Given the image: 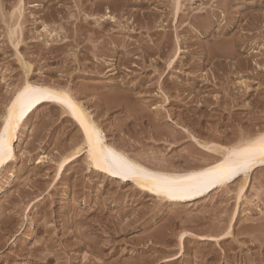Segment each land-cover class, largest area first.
Here are the masks:
<instances>
[{"label":"rangeland","instance_id":"rangeland-1","mask_svg":"<svg viewBox=\"0 0 264 264\" xmlns=\"http://www.w3.org/2000/svg\"><path fill=\"white\" fill-rule=\"evenodd\" d=\"M263 67L264 0H0V125L27 78L62 86L149 165L204 164L213 135L264 128ZM69 118L39 108L0 171V264H264V170L240 199L238 181L170 206L93 174L85 155L59 172L80 135ZM156 127L183 139L148 140Z\"/></svg>","mask_w":264,"mask_h":264},{"label":"bare ground","instance_id":"bare-ground-1","mask_svg":"<svg viewBox=\"0 0 264 264\" xmlns=\"http://www.w3.org/2000/svg\"><path fill=\"white\" fill-rule=\"evenodd\" d=\"M77 5H79V4H77ZM212 5H214V4H212ZM78 8H79V6H78ZM193 9H195V8H193ZM93 18L95 19V17H93ZM106 20H109L110 22L111 21H113V22L117 21L112 16L106 17ZM252 21H254V20H252ZM96 22L100 24V22H98V20H96ZM90 23H92V22H90ZM86 26H88V25H86ZM96 26L98 27L99 25H96ZM94 27H95V24H94ZM117 27H118V25H117ZM122 28H120V29H122ZM260 28H261V26H260ZM99 29H101V28H99ZM103 32H104V30H103ZM12 35L16 36L15 33L12 34ZM45 36H46V34H45ZM47 36H48V34H47ZM50 36L51 35L49 34V37ZM57 36H55V37H57ZM78 37H80V36H78ZM18 38H19V35H18ZM16 40H17V37H16ZM45 40H48V39H45ZM23 41L24 40H22V42ZM61 41H63V40H61ZM22 42L20 40L16 41L15 46H16L17 50H18V46ZM75 42H76V40H75ZM222 43H223V41H222ZM163 44H160V45H163ZM90 47H92V46H90ZM93 47L96 48V46H93ZM232 47H234V46H232ZM161 48H163V47L161 46ZM90 50H92V49H90ZM214 50H213V52H214ZM40 52L38 54H40ZM52 52L54 53V51H52ZM232 54H233V52H232ZM72 56H74V55H72ZM212 56H213V54H212ZM70 58H72V57H70ZM172 63H173V61L170 62L169 66L172 67ZM78 65H79V63H78ZM27 66H28V64H27ZM80 66H83V65H80ZM24 69H25V67H24ZM169 69H170V67H169ZM141 71H143V70H141ZM33 74H34V72H33ZM161 74H163V73H161ZM102 75H104V74H102ZM48 84L49 83H44V82L40 83V82H38V80L37 81H33L32 79L27 78L24 82H22L21 86L18 85L20 87L17 89V91H15L13 96L9 99V101H8V103L6 105V108H5L4 115L2 117L1 125H0V171L2 170V168H4V166H6L15 157V154H14L15 153V142L18 141V135L20 133V129L24 128L26 126V124L31 120L32 116L36 113V111H38V109L43 107V106L61 107L64 110V114H67L68 116H70L71 120H73L75 122V124H77L78 127L80 128V135H79V139L78 140L76 139L77 140L76 141V146L73 149V151L71 152V154H69L63 160V162L60 164L59 172L63 169L64 165L67 162H69L70 160H74V159H76V158H78L80 156H84L85 155V161L87 163L88 169H91L93 171V174L97 173L98 175H104L107 178L113 179V181L114 180L116 181V179H118L123 184H130L131 183L135 187V191H137L139 193H142L143 195H146L148 197L156 198L158 201L164 202V203H166V204H168L170 206L182 205V204L194 202V201H196V200H198L200 198H203L205 196H209L211 193L217 192L219 190L221 191L224 188L227 189V187H229L231 184H234L235 182H238V181H241L239 183L238 189H237V196H238V199H240L242 193L245 191L246 187L248 186L249 180L251 179L252 175H254L258 171H263L264 170V128H246V130H247L246 133H240V132H239L240 134H237V133L234 134L233 133L234 135L232 137H228V134H229L228 131L229 130H227V129L224 132H221V134L219 136L216 135L214 137V135L212 134L213 138L211 139L212 141L210 143H206L205 142V144H203V145L201 144V146H203V148H206L207 150L212 152V156L211 155L208 156L207 154H205V156L206 155L208 156V159H207V161L204 164H196V165H194V164H191L192 162L190 163L187 160L188 162L186 163V165H183L182 168L180 166H176L174 164V161H173V164H170V165H168L166 167L162 166V165L160 166L158 162H157V164H158L157 166H153L152 164L149 165L146 162H144V161H142V160H140V159H138L136 157H132L131 156L132 154L130 152L128 153L125 149H123L122 147L116 145V143L110 142L109 139L104 134L105 132L102 130V128H100L98 123L95 121V118L92 116V114L74 96V94H72V92H70L69 89L63 88L62 86L60 87V86H57V85L53 86V85H48ZM2 86H4V85H2ZM94 93L96 94V92H94ZM245 93H244V95H245ZM162 94H163V92H162ZM165 118H166V116H165ZM148 121H150V120H148ZM149 129H151V128H149ZM150 131L151 132H150L149 136H147V137H149L148 140H150V139L155 140L156 138H159V140H161V141L162 140H164L165 142L168 141L167 143H171V142H169V140H173L172 142H174L173 143V145H174L175 143L177 144L181 139H183V137L180 134H178V133H175L173 131H166V130H163V129L157 128V127L153 128V130L151 129ZM244 132H245V130H244ZM131 133H132V131H131ZM138 134L140 135V133H138ZM147 134H148V132H147ZM133 135H135V133ZM139 135H137V136H139ZM191 136H192L191 139L195 140L197 142V144H198L197 139L195 137H193V135H191ZM188 153H189L188 155L193 157V158L195 156H197V155H202L203 154L202 151H200L199 148L195 147V145H193V144L190 146ZM151 156H153V155H151ZM205 156H203V158ZM155 157H157V155H155ZM187 159H189V158H187ZM187 207H188V205H187ZM80 234H81V232H80ZM185 235H186V233H182V235L180 236V241L181 242L185 238L184 237ZM223 237H225V236H223Z\"/></svg>","mask_w":264,"mask_h":264}]
</instances>
